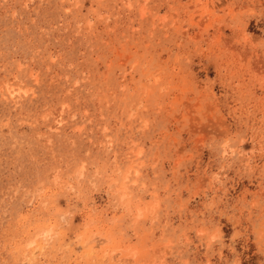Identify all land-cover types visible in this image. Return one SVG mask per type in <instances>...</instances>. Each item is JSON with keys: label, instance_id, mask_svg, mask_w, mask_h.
I'll return each instance as SVG.
<instances>
[{"label": "rangeland", "instance_id": "1", "mask_svg": "<svg viewBox=\"0 0 264 264\" xmlns=\"http://www.w3.org/2000/svg\"><path fill=\"white\" fill-rule=\"evenodd\" d=\"M0 264H264V0H0Z\"/></svg>", "mask_w": 264, "mask_h": 264}, {"label": "bare ground", "instance_id": "2", "mask_svg": "<svg viewBox=\"0 0 264 264\" xmlns=\"http://www.w3.org/2000/svg\"><path fill=\"white\" fill-rule=\"evenodd\" d=\"M41 234V233H40Z\"/></svg>", "mask_w": 264, "mask_h": 264}]
</instances>
